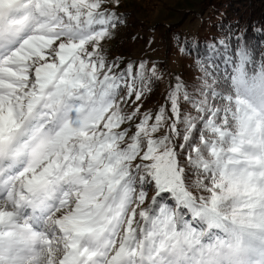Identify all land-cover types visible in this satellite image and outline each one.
Returning <instances> with one entry per match:
<instances>
[{
  "label": "snow or ice",
  "instance_id": "snow-or-ice-1",
  "mask_svg": "<svg viewBox=\"0 0 264 264\" xmlns=\"http://www.w3.org/2000/svg\"><path fill=\"white\" fill-rule=\"evenodd\" d=\"M120 3L0 0V264H264V53L192 40L142 111L166 73L109 59Z\"/></svg>",
  "mask_w": 264,
  "mask_h": 264
},
{
  "label": "rangeland",
  "instance_id": "rangeland-1",
  "mask_svg": "<svg viewBox=\"0 0 264 264\" xmlns=\"http://www.w3.org/2000/svg\"><path fill=\"white\" fill-rule=\"evenodd\" d=\"M206 1L121 0L120 6L113 10L129 14L127 23L133 28L129 27L127 31H130L131 35L137 33L138 36L131 38L129 34L123 35L124 33L117 32L115 39L106 44L109 59L122 57L125 63L128 60H147L149 67L152 66L153 61H158L157 67L166 73L164 80L161 81V91L165 96L169 81L175 75H179L187 84L193 83L199 73L189 62H185L186 65H184L172 44L180 34L187 35L193 40L210 36L213 22L207 14L204 15L202 12ZM261 1L264 3L263 0ZM164 103L165 101L161 105ZM158 108L143 106L141 110L151 109L155 113Z\"/></svg>",
  "mask_w": 264,
  "mask_h": 264
},
{
  "label": "trees",
  "instance_id": "trees-1",
  "mask_svg": "<svg viewBox=\"0 0 264 264\" xmlns=\"http://www.w3.org/2000/svg\"><path fill=\"white\" fill-rule=\"evenodd\" d=\"M116 12L123 13L117 10ZM202 12L204 15L207 14L213 23L209 37L203 36L194 39L199 46L202 47L204 42L212 41L220 37L223 31L231 29L236 35L243 36L245 42L253 49L257 59H259L260 53H264V3L261 0H207L202 7ZM129 27L127 23V26L118 28L117 32L127 35L131 33L127 31ZM132 28L131 26L130 29ZM130 36L133 38L137 37L138 34H129ZM177 37H180V40L177 41L176 39L172 44L174 51L180 55L184 65H186L185 62H189L196 70L195 53L182 54L180 52V47H185L186 52H189L193 39L183 34ZM186 38L189 41L188 44L185 43ZM164 101L165 95L161 91V81H159L153 85V91L143 101V106H155L157 109Z\"/></svg>",
  "mask_w": 264,
  "mask_h": 264
}]
</instances>
